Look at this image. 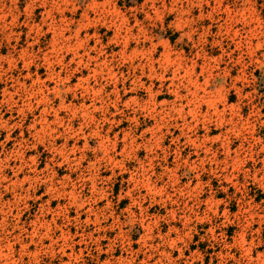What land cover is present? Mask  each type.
Returning <instances> with one entry per match:
<instances>
[{"label": "rangeland", "instance_id": "obj_1", "mask_svg": "<svg viewBox=\"0 0 264 264\" xmlns=\"http://www.w3.org/2000/svg\"><path fill=\"white\" fill-rule=\"evenodd\" d=\"M0 16V264H264V0Z\"/></svg>", "mask_w": 264, "mask_h": 264}, {"label": "bare ground", "instance_id": "obj_2", "mask_svg": "<svg viewBox=\"0 0 264 264\" xmlns=\"http://www.w3.org/2000/svg\"><path fill=\"white\" fill-rule=\"evenodd\" d=\"M4 12V11H3ZM5 13V12H4ZM6 15V14H5ZM1 17V16H0ZM92 58V57H91ZM98 61V60H97ZM154 62V61H153ZM152 62V63H153ZM197 82V80L195 81V83ZM191 89V88H190ZM198 91V90H197ZM193 94V93H192ZM194 98V97H193ZM197 99V98H196ZM199 101V100H198ZM213 102V101H212ZM196 103V102H195ZM216 104V103H215ZM214 105V104H213ZM67 246H69V245H67ZM65 247V246H64ZM64 251V250H63Z\"/></svg>", "mask_w": 264, "mask_h": 264}]
</instances>
